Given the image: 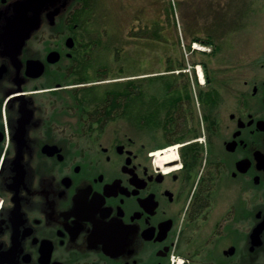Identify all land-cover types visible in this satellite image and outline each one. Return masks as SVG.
<instances>
[{
  "label": "flooded vegetation",
  "instance_id": "1",
  "mask_svg": "<svg viewBox=\"0 0 264 264\" xmlns=\"http://www.w3.org/2000/svg\"><path fill=\"white\" fill-rule=\"evenodd\" d=\"M99 3L0 0V264H264V53L220 82L193 62L206 107L180 64L157 74L164 138L138 142L148 107L68 103L115 80L83 82ZM211 32H191L209 56L227 45Z\"/></svg>",
  "mask_w": 264,
  "mask_h": 264
},
{
  "label": "rangeland",
  "instance_id": "2",
  "mask_svg": "<svg viewBox=\"0 0 264 264\" xmlns=\"http://www.w3.org/2000/svg\"><path fill=\"white\" fill-rule=\"evenodd\" d=\"M263 10L264 0H100L99 10L90 8L85 12L84 41L99 42V47L93 46L94 49L99 50V53L97 63H93L95 58L85 60V66L89 63L91 66L93 63L96 69L90 70L91 74L84 69L83 82L90 83L89 78L100 75L99 79L102 82H109L108 79L115 76L118 80H125L129 78L128 75L136 74L131 78L141 80L136 84L137 89L143 92L139 107H148V116L147 123L142 122L139 116V124L132 128V133L138 137V142L146 139L153 140L149 143L162 141L164 135L157 123L161 85L157 74L161 76L162 71H167L170 74L164 76L165 82H173L176 78L179 81L172 73L176 72L180 64L182 68L196 76L197 93L203 89L199 103L195 100V107L208 106L209 94L205 90L213 83L205 84L202 76L196 74V69L194 72L193 62L196 65H199L200 61L206 62L204 65L212 82H220L222 76L218 73L219 67L235 65L240 61L244 62L246 59H255L262 55L264 53V13H261ZM206 30L212 31L211 33L216 36H218L216 30L227 34V38L221 36L219 39L223 43L227 41V45L214 48L211 56L208 55L209 47L194 42L192 37L193 33L204 35L203 31ZM108 37L113 40H109ZM110 65L111 73L106 75L102 68H105L107 73ZM88 75L90 77L86 80ZM93 84H86L83 93L86 95L85 98L75 102L74 95L78 93L74 92L69 95L68 103L73 107L77 105L115 107L116 103L113 104V101L101 104L97 97L92 96L99 91L102 92L100 89L87 91L86 88ZM154 93L156 96L152 99L150 95ZM152 112L156 113L152 114ZM155 115L154 122L152 119ZM161 145L159 148L177 144Z\"/></svg>",
  "mask_w": 264,
  "mask_h": 264
},
{
  "label": "trees",
  "instance_id": "3",
  "mask_svg": "<svg viewBox=\"0 0 264 264\" xmlns=\"http://www.w3.org/2000/svg\"><path fill=\"white\" fill-rule=\"evenodd\" d=\"M106 33L108 34L107 31ZM141 37H144V36H141ZM108 39L111 40L112 38L108 37ZM117 54H119L118 49H117ZM113 78H115L114 81H111L110 83L92 85L88 87L87 91H93L95 88L100 89L102 92L99 91L96 94H92V96L97 97L101 101L100 102L101 104L103 103L108 104L113 101V104L116 103L115 107H130L132 104H133L132 107H135V106L139 107V105L142 103L141 95L143 94V92L140 89H137L136 84L141 82V80L128 79V78H126L125 80H118L117 79L118 77L116 76ZM95 79L96 78H91L90 80H95ZM150 96L152 99H155L156 94L154 93L153 95H150ZM85 97L86 95H83V94L80 96L74 95L75 102ZM155 105L153 107H155ZM154 113L156 112H152V114ZM152 121L154 122L156 121V115L154 116Z\"/></svg>",
  "mask_w": 264,
  "mask_h": 264
},
{
  "label": "water",
  "instance_id": "4",
  "mask_svg": "<svg viewBox=\"0 0 264 264\" xmlns=\"http://www.w3.org/2000/svg\"><path fill=\"white\" fill-rule=\"evenodd\" d=\"M30 1H34V0H30Z\"/></svg>",
  "mask_w": 264,
  "mask_h": 264
},
{
  "label": "bare ground",
  "instance_id": "5",
  "mask_svg": "<svg viewBox=\"0 0 264 264\" xmlns=\"http://www.w3.org/2000/svg\"><path fill=\"white\" fill-rule=\"evenodd\" d=\"M172 158V156H170Z\"/></svg>",
  "mask_w": 264,
  "mask_h": 264
}]
</instances>
